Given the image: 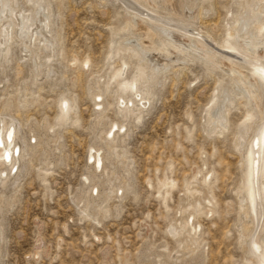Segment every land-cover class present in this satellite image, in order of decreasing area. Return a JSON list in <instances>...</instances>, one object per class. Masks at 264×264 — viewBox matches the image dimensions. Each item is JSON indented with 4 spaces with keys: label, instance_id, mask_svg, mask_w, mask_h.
Masks as SVG:
<instances>
[{
    "label": "rangeland",
    "instance_id": "rangeland-1",
    "mask_svg": "<svg viewBox=\"0 0 264 264\" xmlns=\"http://www.w3.org/2000/svg\"><path fill=\"white\" fill-rule=\"evenodd\" d=\"M43 1L52 48L34 40L30 54H20L13 34L7 60H0V116L18 125L20 147L15 175L0 184V264H245L249 223L239 208L243 171L234 144L237 125L252 111L237 95L221 133L207 131L204 112L223 88L234 89L239 72L175 61L167 49L156 58L171 66L152 82L140 122L135 111L120 117L118 96L132 95L114 72L125 60L131 64L123 77L129 76L137 62L128 52L111 53L128 34L122 12L131 0ZM153 1L145 3L147 13L189 23L216 53L224 54L217 44L234 41L229 34L241 0H181L178 13L165 0ZM16 2L32 12L34 0ZM263 21L264 10L255 23ZM143 48L149 57L157 53L155 44ZM61 96L70 105L65 123L57 118ZM111 123L126 127L108 140ZM89 146L100 150L98 172L87 163ZM196 224L198 232H190Z\"/></svg>",
    "mask_w": 264,
    "mask_h": 264
},
{
    "label": "bare ground",
    "instance_id": "bare-ground-1",
    "mask_svg": "<svg viewBox=\"0 0 264 264\" xmlns=\"http://www.w3.org/2000/svg\"><path fill=\"white\" fill-rule=\"evenodd\" d=\"M148 2L156 6L153 0H131V2H125L126 10L122 12L126 16L125 23L129 25V29H127L129 31L128 34L119 37L111 54L118 55L128 52L129 57L134 58L137 63L133 64L129 76L123 77L127 67L131 64L130 62L121 60L115 69L114 76L120 78L118 86L122 91L129 89L132 95V97H124L122 93L121 96H118L115 103L117 114L120 117H125L129 112L135 111L134 119L136 122H140L143 109L148 105L152 95L150 88L152 82L156 80L160 71L171 66L167 61L160 62L156 58V56L164 57L162 52L167 49L173 50L175 61L187 63L198 59L210 65L222 67L228 72H239L240 81L234 82V89L223 88L221 96L204 112L207 131L218 130L221 133L228 126L227 113L229 108L235 104L237 95L242 96L245 101L244 105L249 106L252 111L245 114L244 119L235 130L234 145L241 157L243 171L238 200L239 208L242 209L249 223L245 241V264H264V75H261V70H264V44L262 42L264 33L261 31L264 30V23H255L260 19L264 10V0H241L238 3L240 11L237 13L238 19L233 30L234 34H229L234 37V41L224 40L223 45L215 43L224 54L216 53L208 46L205 39L208 38L207 35L192 33L189 23L176 17L160 16L154 12L147 13L144 6ZM16 4V0H0V60H7L9 43L13 34L23 51L20 54L29 55V48L34 40L40 43L44 49H51L53 46L49 23L50 12L46 3L43 0H34L31 13L21 11ZM165 4L170 6L169 10L175 13L181 9V0H165ZM202 9L201 7L200 11H204ZM205 10L207 14L208 10ZM36 22L39 24L36 25ZM254 23L255 28L253 27ZM146 43L155 44L157 53L149 57L150 53L143 48ZM230 53L237 54L238 57L234 54L229 55ZM240 63L246 67L240 66ZM86 64L88 61L84 60V68H86ZM180 69L184 70L183 67ZM32 70L34 72L38 70L34 57ZM52 72L53 68H48L45 73L46 78ZM241 83L247 84L249 89L245 90ZM101 98L102 93L94 96V100H97L94 108H101L102 104H97ZM57 110L59 121L67 122L70 110L68 99L61 96ZM17 126L12 118L5 122L0 116V167L2 168L0 169V184L4 181L2 176L5 178L10 174L15 175L18 168L20 147L16 143ZM125 127L124 123L120 126L111 123L106 131L107 139L112 138V133L115 130L119 133L125 132ZM22 139L24 140V138ZM31 139L34 142L32 136H30V142ZM23 143L25 144L24 141ZM87 153V163H92L93 171L101 170L100 150H94L92 146H89ZM4 167L5 170H3ZM198 175L200 174L196 172V176ZM204 180L208 182V174ZM84 182H86V178H84ZM203 184L206 188V183L203 182ZM94 192H96V186L92 188V194ZM118 194H120V188H118ZM204 202H208V200H204ZM188 218H192V214ZM195 228L198 232L200 226L198 224L189 226V231L192 232ZM168 232L178 234L172 227H169Z\"/></svg>",
    "mask_w": 264,
    "mask_h": 264
},
{
    "label": "snow or ice",
    "instance_id": "snow-or-ice-1",
    "mask_svg": "<svg viewBox=\"0 0 264 264\" xmlns=\"http://www.w3.org/2000/svg\"><path fill=\"white\" fill-rule=\"evenodd\" d=\"M261 75H264V70H261Z\"/></svg>",
    "mask_w": 264,
    "mask_h": 264
}]
</instances>
